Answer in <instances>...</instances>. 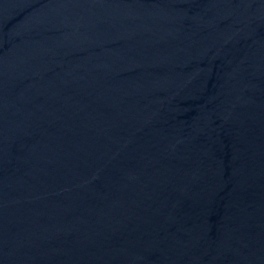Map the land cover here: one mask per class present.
<instances>
[{"label": "water", "instance_id": "1", "mask_svg": "<svg viewBox=\"0 0 264 264\" xmlns=\"http://www.w3.org/2000/svg\"><path fill=\"white\" fill-rule=\"evenodd\" d=\"M0 264H264V0H0Z\"/></svg>", "mask_w": 264, "mask_h": 264}]
</instances>
